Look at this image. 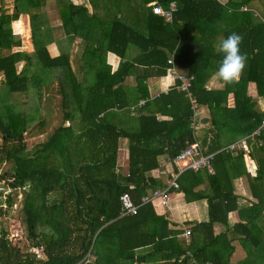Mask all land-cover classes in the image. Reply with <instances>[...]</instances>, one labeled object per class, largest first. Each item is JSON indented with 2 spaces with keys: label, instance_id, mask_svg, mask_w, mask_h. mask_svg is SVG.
Here are the masks:
<instances>
[{
  "label": "trees",
  "instance_id": "obj_1",
  "mask_svg": "<svg viewBox=\"0 0 264 264\" xmlns=\"http://www.w3.org/2000/svg\"><path fill=\"white\" fill-rule=\"evenodd\" d=\"M170 1L155 0L164 8ZM174 1L177 11L170 23L146 7L143 29V21L138 29L133 27L135 16L139 17L137 7L131 6V16L122 13L119 18L101 21L94 12L88 15L84 7L63 5L61 28L69 43L80 35L82 26L87 27L82 13L92 25L96 19L102 25L99 32L93 29L80 35L84 43L82 81L71 68V52L56 56L48 52L51 38L39 20L47 0H13L12 11H0V104L9 106L0 115V166L9 164L0 173V181L10 189V194L0 191V217L16 204L20 193L21 223L29 248L15 243L0 221V264H75L89 251L96 259L84 264H149L147 259L158 258L163 261L159 264H188L190 258L200 264H264V161H258L252 177L242 151L232 154L219 145L221 124L226 131L245 137L264 119V112L247 95L248 82H255L258 95H264V18L255 16L252 8L264 5V0ZM21 13L30 17L31 53L13 50L22 45L11 27ZM13 25L23 35L27 32L21 20ZM233 32L243 36L240 48L248 57L247 66L237 81L224 82L223 89H206L205 82L218 71L223 58L216 48L218 36L225 39ZM129 44L138 48V58L121 60L111 72L107 53L124 58ZM170 57L177 68L193 75L190 91L197 106L208 105L213 113L219 107L218 114L220 108L228 113V121H218L212 114L214 128L200 140L190 100L178 88V80L153 98H148L145 86H139L149 76L166 75ZM135 62L146 69L138 74L141 77L134 88L138 94L131 101L121 86ZM57 68L64 71L56 73ZM54 91L60 95L58 99H54ZM230 93L234 106L228 109ZM140 98L145 101L138 106ZM53 101L54 110L50 108ZM135 103L131 113L129 106ZM50 112L58 115V124L29 149L25 141L28 130L35 121L38 131L46 129ZM117 113L134 118L136 124L118 125L113 119ZM121 138L127 139L125 171L118 163ZM257 139L264 140V134ZM197 140L203 149L207 147L204 154H213V172L206 166L184 169L178 173V187L171 192H182L187 203L207 201L208 220L194 224L195 232L202 234L199 240L190 234L189 243L181 244L177 238L181 230L158 215L151 202L141 204L135 215L120 216L122 194L129 193L140 204L148 190L165 185L150 174L158 167L160 156L171 160ZM243 174L249 177L254 201L240 208L233 180ZM235 210L241 221L229 227L228 214ZM216 223L226 229L215 234ZM235 240L245 251L238 263L230 261ZM143 248L149 250L135 253Z\"/></svg>",
  "mask_w": 264,
  "mask_h": 264
},
{
  "label": "crops",
  "instance_id": "obj_2",
  "mask_svg": "<svg viewBox=\"0 0 264 264\" xmlns=\"http://www.w3.org/2000/svg\"><path fill=\"white\" fill-rule=\"evenodd\" d=\"M153 2H155V0H152L150 2H146V0H47L45 7L43 8L44 14L40 16L39 20H41L43 22V26L41 28L46 33V36L51 38V41L47 44L48 52L51 56H56V55H58L64 51L71 52V56H70L71 68L74 71V73L76 74L78 80L82 81L83 80V67H84V65L80 59V56L82 53L84 43L81 41L80 35L87 34L89 30H93V29H94V31H96V29H97L98 30L97 32H99L100 30H102V25H101V23H99L97 21V19H96V23L94 25H92V23H90V21L87 20L85 13H82L81 19L83 21V24L87 25V27L82 26L84 28L81 30L80 35H78L79 38L76 37L72 43H69V41H68L69 37H67V35L64 34V32L61 28L62 20L65 18H63L60 15V12H59L60 8L57 7L58 6L57 3H59L60 5L63 4V5H69V6L74 5L76 7H84L87 9L88 15L89 14L91 15L94 12L97 16H98V10H101V9L103 10V6H100V3H101V5L103 3L106 7L108 19H112L114 17L119 18L122 13L124 15L131 16V10H129V9H132L131 6L137 7L140 10L139 11V17L135 16V19H136L135 22L136 23H134L133 27L135 29H138L140 23L143 21V24L141 26L143 29V28H145L144 25L147 24V22H145L146 19L144 17L145 16L144 12H146V10H144V9L146 7H147V9H151L150 8L151 3H153ZM0 3H1V1H0ZM13 5H15V4L12 0V4L7 5L6 7L7 8H9V7L13 8ZM93 5H94V7H93ZM118 9L119 10H127L128 13H124V12L120 13L117 11ZM6 11H12V9L6 10ZM100 17L101 16H99L98 18L101 20ZM19 20H21L23 22V27L25 28V30L29 31V34L31 36L30 17L27 13H21L19 18L12 22L11 27L13 29V32L17 35L22 36L20 31H17L13 25L14 22L19 21ZM40 25H41V22H40ZM221 40H222V35H219L217 41L219 42ZM21 42H22V39H21ZM28 44H30L31 47L28 48L27 45L26 46L21 45V47L13 48V50L14 51H25L27 53H31L34 50L33 44L31 41H29ZM138 52H139V50L137 47H135L132 44H129L125 50V57L124 58H120L116 54H114L112 52H108L106 55V64L110 66L111 72H113L116 70V68L118 67V64L121 60L123 61V59H125L128 61H131V60H134L135 58H138ZM143 69H146L145 66H143L141 64L137 65V62H135L134 67L131 69L132 72L128 76H126L124 81L122 82L121 88L123 90H125V92H127V97L131 101L135 100V97L138 94L137 92L134 91V88L137 85V77H141V75H138V74H140ZM176 69L179 72L186 73V71H184L182 68L176 67ZM60 71L62 72L64 70L61 68H57V70H55L56 73L60 72ZM216 73L217 72L210 74V77L205 82V88L206 89H219V90H221L224 88V86H225L224 81H222L216 75ZM91 77H92V74L90 75V79H91ZM175 81H176V79H174L173 75H171L167 72L166 75H163V76H149L146 79H144V82L139 84V86L142 88H143V86H145L147 93H148V96H149L148 98H153V97L157 96L160 92H166L171 86L175 85ZM53 85L56 88L57 83L54 82ZM55 91L53 92L54 93V99H55V96L57 99L60 97V95ZM247 95L250 96L256 102V105L259 108L258 109L256 107L257 110L259 112H264V95L263 96L258 95L255 82H248V84H247ZM123 97H124V95H119V99L124 100ZM143 99L144 98H140L137 102H139ZM226 103H227L226 107L228 109L233 108L234 98H233L232 93L228 94ZM135 105H136V103L129 106L131 109V113H132V111H135L134 109H132V107ZM201 107H204L203 108L204 110ZM218 108L214 109V113H213V112H211L208 105L198 106V109H200L202 111V113H204V117H206L208 120L206 123H201V122L198 123V119L195 121L194 127H195V134L196 135L198 134L197 130L201 131L203 129L206 131V135H207V133L209 132L208 130L210 128L211 129L214 128L212 123H210V119H211L212 114H214V116L218 117V121L219 120L223 121L224 119L225 120L229 119V117H227L228 113H226L225 110L222 111L221 108L218 110L219 111V114H218L217 113ZM126 116L127 115H125L123 113H117V115H115L113 117V119H116V122L118 125L122 124L123 126L125 125V127H129L130 122H133V121L126 118ZM203 118H201V119H203ZM199 121H200V119H199ZM221 125L222 126H220V127H222V128L220 130L221 137H220L219 145L221 146L222 149L227 144L244 138L243 136H237L238 134L234 135V132H232V131H226L223 127L224 123ZM225 125H227V124H225ZM216 130L217 129L215 128V131ZM216 133H217V131H216ZM206 135H202V136L197 135V136L200 139L201 137H205ZM209 137H210V133H209ZM230 137H232V138L228 139ZM257 137L258 136H253V137L247 138L248 153H249V156L255 161L256 165H257L258 161H260V160L264 161V140L257 139ZM125 141H126V144H124V145H127V139H125ZM222 141H225V142H222ZM119 143H120V148L118 151V157H119V153L121 151V146L124 147V145H121V142H119ZM206 148L207 147H205L203 149V151ZM237 152L238 151H231L232 154H235ZM243 159H244V163H245V158L243 157ZM168 160L169 159H168V157H166V155L160 156L159 160H158L159 161L158 167L156 169L151 170V172H150V174L154 178H160L162 183H165V184L168 182V180L171 178V176L173 174L175 175V174L182 171V170H180V168L178 166L170 163ZM127 165H128V158H127L125 170L127 169ZM251 176L253 177L255 175H251ZM233 184H234L235 194L238 196L237 203H238L239 207L242 208L244 206L250 205L254 201V198H253L251 187L249 184L248 175L243 174V175L237 176L233 180ZM201 187H203V185H201ZM148 192H149V190L147 191V193ZM153 204L155 207V212L158 215H164L165 217H167L169 219V221L171 223L170 225L172 228L181 230V233L177 236V238L179 239L181 244H184V243L188 244L189 243V242H187V240L184 236V232L187 229L191 230V234L195 235L196 239L197 238H198V240L200 239L199 237H201L202 234H201V232H198V233L195 232L194 224L201 222V221H207L208 220V206H207V201L205 199L187 203L184 200L182 192H178L177 190H173L170 193L168 207H162L159 203H153ZM263 215H264V212H263ZM239 221H241V217L238 213V210L232 211L228 214V225H229V227H231L233 224H235ZM225 229H226V227L223 224L216 223L214 225V233L215 234L222 232ZM233 243L235 245V251L232 253L230 261L233 263H238L245 257V251L239 245V242L237 240L233 241ZM148 250H149V248L138 249L135 251V253L138 255V254L145 253ZM187 254H188V257H191L190 252H187ZM181 258L182 257H180V259ZM95 259H96V257L93 256L90 262H94ZM131 259H134V256H132ZM147 260L150 261V262L148 261L149 264H155L154 261L157 262V264L163 263V261H161V259H159V258L158 259H147ZM157 260H159V261H157ZM134 264H136V263H134ZM188 264H200V263H198L194 259L190 258V262Z\"/></svg>",
  "mask_w": 264,
  "mask_h": 264
},
{
  "label": "built area",
  "instance_id": "obj_3",
  "mask_svg": "<svg viewBox=\"0 0 264 264\" xmlns=\"http://www.w3.org/2000/svg\"><path fill=\"white\" fill-rule=\"evenodd\" d=\"M219 2H223L224 0H218ZM152 13L157 14L165 19L167 23H170L173 19V13L177 11L176 2L170 1L167 8H164L157 2L151 3ZM245 9V8H244ZM169 63L168 73L173 75L174 79L178 80V88L185 92V95L189 98L191 107L193 109V126H195V121L197 118V103L193 98L190 87L191 82L193 80V75H188L187 73H182L177 71L176 66L173 63V58L170 57L167 61ZM144 99L137 103L138 106L143 105ZM264 134V119L261 121L260 125L254 129L249 135L246 137L239 139L237 141L231 142L227 144L223 150L225 151H242L243 157L245 158V168L246 171L251 175H256L257 165L255 161L249 156L248 146H247V138L258 136L260 134ZM213 154H204L203 149L198 141H194L193 143L188 144L186 148H184L179 154H177L173 159H169L168 161L180 168V170L192 168L194 170L199 169L200 167L206 166L209 172H213V169L210 165V159ZM177 174H173L168 182L160 188L150 189L148 193L144 194L140 198V204H135L131 199L129 193H124L120 196V216L125 215H135L137 210L141 204L145 203H159L162 207H168L170 193L172 189L178 187L177 183ZM190 230L187 229L184 232V236L187 242L190 241ZM39 256V255H38ZM91 261L90 251L83 257L80 261L75 264H84L85 262ZM203 264H211L210 262H206Z\"/></svg>",
  "mask_w": 264,
  "mask_h": 264
},
{
  "label": "rangeland",
  "instance_id": "obj_4",
  "mask_svg": "<svg viewBox=\"0 0 264 264\" xmlns=\"http://www.w3.org/2000/svg\"><path fill=\"white\" fill-rule=\"evenodd\" d=\"M0 1H1V3H0V11H6V10L13 9L11 7H9V8L6 7L7 5L12 4V0H5V1L4 0H0ZM57 5H58L57 7L60 8L59 9V12L62 11L63 9H65L62 6L63 4L60 5L59 3H57ZM100 6H103V10L102 9L101 10H98V15L101 16V19L107 20L108 19V15H107L106 7H105V5L103 3H102V5L100 3ZM259 6L260 7H256V6L253 5L252 8H253L254 14L256 16H259L260 18H262V17L264 18V5L262 4V5H259ZM117 11L120 12V13H122V12L128 13L127 10H119L118 9ZM60 15H61V13H60ZM24 34L25 35H23V33H21L22 36H20L21 39H22V45H25V46L27 45V47L29 48L31 46L28 43H29V41H31L32 44H33V38H32V36H30L28 30ZM33 48H34V44H33ZM18 67H20V64L18 65ZM52 73H54V72H52ZM55 99H56V96H55ZM7 107L9 108L8 105H2V104H0V115H3V114L6 113V111L8 110ZM256 107L258 108L257 105H256ZM50 108L52 110H54V101L51 104ZM201 108L203 109L204 107H201ZM44 110L46 111V114H48L46 107L44 108ZM57 116L58 115L55 112H53L52 114L50 112V115H48V117H46V119H47V127L43 131H38V125H39V123L37 121H35V122L32 123L31 128L28 130V133H27V135L25 137L26 138L25 141L28 143V148L29 149L32 148V147H34V145H36L37 143L43 141V139L45 138V134L44 133L46 131L48 132L54 125L58 124V120L56 118ZM203 117H204V113H202V111L200 109H197L198 123L201 122V118H203ZM126 118H128V119H130V120L133 121V122H130V125H132V123H135L134 118H131L128 115L126 116ZM199 119H200V121H199ZM197 133H198L197 134L198 136L206 135V131L203 130V129L201 131L197 130ZM231 138L232 137H230L228 139H231ZM1 142H2V139L0 137V143ZM120 142H121V145L126 144V141H125L124 138H121L120 139ZM222 142H225V141H222ZM201 147L203 149V146H201ZM127 158H128L127 145H124V147L121 146V151L119 153L118 162H119V165L122 167V170L123 171H125V167H126V163H127ZM8 167H9V164L8 163L7 164H2L0 166V173H2L5 169H8ZM3 182H4L3 180L0 181V191L3 190L5 193H9L10 194V189L8 187H6V186H3L4 185V184H2ZM11 194H12V192H11ZM50 197H52V195ZM20 198H21V194L20 193H17L16 204H14V206L10 209V211L6 212L4 215H2L0 217V221H1V224L3 226H5L6 228H8L9 233L11 234V237H12L13 241L15 243H18L22 247L24 246V249H26V248H28V247H26V245L28 244V242L26 241V238H25V235H24V227H23V225L21 223L22 222L21 221V212H20V208H19V205H20L19 204V199ZM157 256L159 257V254ZM91 259H92V257H91Z\"/></svg>",
  "mask_w": 264,
  "mask_h": 264
},
{
  "label": "clouds",
  "instance_id": "obj_5",
  "mask_svg": "<svg viewBox=\"0 0 264 264\" xmlns=\"http://www.w3.org/2000/svg\"><path fill=\"white\" fill-rule=\"evenodd\" d=\"M242 42L243 36L233 32L216 45L217 50L223 54L216 75L225 83L237 81L247 66L248 57L240 48Z\"/></svg>",
  "mask_w": 264,
  "mask_h": 264
},
{
  "label": "water",
  "instance_id": "obj_6",
  "mask_svg": "<svg viewBox=\"0 0 264 264\" xmlns=\"http://www.w3.org/2000/svg\"><path fill=\"white\" fill-rule=\"evenodd\" d=\"M207 118L206 117H204L203 119H201V123H206L207 122Z\"/></svg>",
  "mask_w": 264,
  "mask_h": 264
}]
</instances>
